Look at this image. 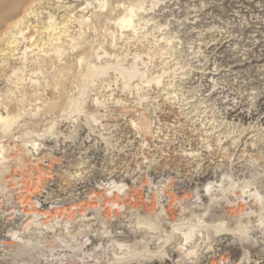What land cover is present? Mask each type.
I'll use <instances>...</instances> for the list:
<instances>
[{"label":"rangeland","instance_id":"1","mask_svg":"<svg viewBox=\"0 0 264 264\" xmlns=\"http://www.w3.org/2000/svg\"><path fill=\"white\" fill-rule=\"evenodd\" d=\"M86 1L58 50L0 51V264H264L220 257L264 232V0H123L127 31Z\"/></svg>","mask_w":264,"mask_h":264},{"label":"bare ground","instance_id":"2","mask_svg":"<svg viewBox=\"0 0 264 264\" xmlns=\"http://www.w3.org/2000/svg\"><path fill=\"white\" fill-rule=\"evenodd\" d=\"M73 1H76V0H57L53 4L52 3L50 4L48 0H0V40L6 44V49H4V47H2V48H0V51H4V53L8 57H10L14 60L17 58V57L16 58L14 57L15 54H18V53L24 54L26 51H30V50H32V52L34 50H37L39 53L43 52L44 56L52 48H54V50L55 49L58 50L60 47H62V45L66 44L65 43L67 41V39H66V36H67L66 35V25L72 19L71 16H77L78 12L83 13L84 10L87 9L88 5H89L88 2L86 1L85 7L77 8V5L76 6L71 5ZM45 3H47L49 6L53 5V8H55L54 11H56V12H57V10H58V12L63 11L64 13L61 15V16H63V18L57 22L52 21L51 18L54 17V15H53L54 12L53 13L48 12V15L46 16L48 18L47 21H38L39 18H42L41 16H42L43 11L45 9V6H44ZM113 7L118 13H121L120 15H118V17L115 19V21L117 23H119L122 31L131 30L132 25H133V22H132L133 16L137 12L138 13L142 12V10L144 9L141 4L138 6H133L131 4H124L123 0H117L116 4L113 5ZM75 10H76V13H75ZM81 13H80V15H81ZM56 17H59V15H57ZM31 18H33L34 19L33 22H35L33 25H31L32 24ZM27 30H31L32 33L29 34V36L25 38L24 34L26 33L25 31H27ZM25 41H26V44H22V42H25ZM29 43H31V44L27 45ZM32 46H34V48ZM30 47H32L33 49H30ZM57 53H59V52H57ZM0 61H1L0 67H3L4 70L7 69L5 67L9 63L6 60V58L4 59V56H2L0 58ZM13 65H15V64H13ZM119 71L121 72L120 74H122V76L125 80L130 79L134 76V74L132 72L125 71V69H120ZM12 73L14 74V71ZM0 120L5 121L6 117H4V118L0 117ZM23 185H25V184H23ZM205 191H207V189ZM104 202H105V200H104ZM22 203H24V201H22ZM106 203H107V205L116 204L117 207H120V208L123 207L120 205L123 202L121 200H119L117 197H114L110 200L108 199L106 201ZM108 210L110 211V208ZM23 212L26 213L27 215L34 214V213L40 214V215L43 214V212H40L39 210H36V209H34V210L23 209ZM44 213L47 214V212H44ZM222 230H223V232H222V235L220 237V240L222 238H224L225 236L227 237L229 235H230V237H232L234 239L233 242L230 245H228V247L225 248V250H224L225 252L223 251L220 254V257L222 259L228 258L229 254L234 255L238 250V246H241L244 248L247 247L249 252H253L254 250L258 249L259 246L264 244V242H263L264 232L261 234L254 232V235L259 234L260 236H257L256 239H250L249 241L243 243L242 239H241L242 233L237 234L236 231H234V229H232V228L231 229H229V228L223 229L222 228ZM256 231H258V230H256ZM169 252H170V249H169ZM251 256H252V254H250V256L246 255L243 264H250V263L257 264V262L255 260H250ZM257 259H260V258H257ZM167 260H168V257H167L166 253L161 254L159 256V258L157 259V261L160 263H162V262L164 263ZM261 261L264 262V259H262ZM260 264H261V262H260Z\"/></svg>","mask_w":264,"mask_h":264}]
</instances>
